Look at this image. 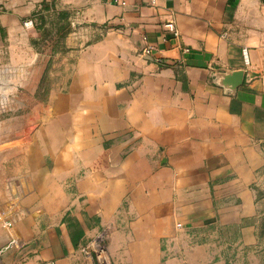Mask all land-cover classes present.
Wrapping results in <instances>:
<instances>
[{
  "label": "crops",
  "instance_id": "0c3cea01",
  "mask_svg": "<svg viewBox=\"0 0 264 264\" xmlns=\"http://www.w3.org/2000/svg\"><path fill=\"white\" fill-rule=\"evenodd\" d=\"M55 11L100 39L49 114L81 126L34 130L0 170L29 209L0 264H92L100 232L114 264H264V0H0V31Z\"/></svg>",
  "mask_w": 264,
  "mask_h": 264
},
{
  "label": "rangeland",
  "instance_id": "374dc122",
  "mask_svg": "<svg viewBox=\"0 0 264 264\" xmlns=\"http://www.w3.org/2000/svg\"><path fill=\"white\" fill-rule=\"evenodd\" d=\"M78 27L71 24L69 15L55 11L40 16L24 39H11L0 31V170L5 166L9 172L21 165L18 148L31 141L34 130H72L81 126L80 119L65 123L57 117L49 118L52 111L56 116L64 115L73 105L71 102L68 106L66 96L81 52L100 39L97 34L88 36L86 30ZM55 98L63 100L61 108L53 107ZM77 110L81 112L80 105ZM42 139L50 145L48 135H42ZM9 155L15 156L9 159ZM0 190L5 192L1 177ZM10 198L0 199V211ZM18 198L22 209L25 206ZM24 210L29 213L28 208Z\"/></svg>",
  "mask_w": 264,
  "mask_h": 264
},
{
  "label": "built area",
  "instance_id": "2783aa9c",
  "mask_svg": "<svg viewBox=\"0 0 264 264\" xmlns=\"http://www.w3.org/2000/svg\"><path fill=\"white\" fill-rule=\"evenodd\" d=\"M152 6L156 5V0H150ZM23 27L26 31L34 30L35 21L33 19H28L23 23ZM167 30L172 33L174 37L179 36V32L174 24V22H169L166 25ZM154 47L148 46L141 52V56L147 60L151 59L153 54ZM245 61L248 63L246 51H244ZM159 64L163 65V61L159 60ZM23 211L20 208V203L17 199L12 198L6 204L4 209L0 211V224L1 226L9 232L13 231L15 222L18 220ZM178 229H182V224H177ZM109 237L107 232H100L94 238L86 241L81 244L78 251L79 253L91 261L92 264H114L110 256L109 247H108ZM24 248L22 240H20L14 234L11 235V238L6 246L0 249V256L5 254L8 251H21Z\"/></svg>",
  "mask_w": 264,
  "mask_h": 264
},
{
  "label": "bare ground",
  "instance_id": "6f19581e",
  "mask_svg": "<svg viewBox=\"0 0 264 264\" xmlns=\"http://www.w3.org/2000/svg\"><path fill=\"white\" fill-rule=\"evenodd\" d=\"M8 86V85H7Z\"/></svg>",
  "mask_w": 264,
  "mask_h": 264
}]
</instances>
